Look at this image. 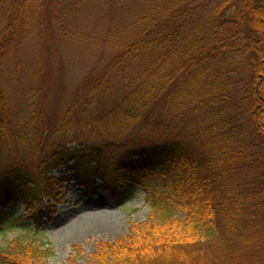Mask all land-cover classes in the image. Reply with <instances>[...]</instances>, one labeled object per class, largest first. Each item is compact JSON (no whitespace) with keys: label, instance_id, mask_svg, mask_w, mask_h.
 Listing matches in <instances>:
<instances>
[{"label":"trees","instance_id":"16d2710c","mask_svg":"<svg viewBox=\"0 0 264 264\" xmlns=\"http://www.w3.org/2000/svg\"><path fill=\"white\" fill-rule=\"evenodd\" d=\"M90 1L143 6L135 20L140 32L122 43L108 67L123 68V97L105 102L102 118L111 128L126 129L158 108L160 120L153 125L175 139L130 152L103 175L105 147H63L64 139L80 141L69 132L72 111L54 127L35 119L19 123L0 92V157L6 148L20 154L0 172L2 223L9 218L15 224L6 205L22 199L38 226L41 199L56 197L50 173L79 172L73 163L91 158L94 176L81 177L82 184L98 179L123 197L140 188L150 213L126 237L99 244L89 264H246L264 240V0H58L67 7ZM38 3L15 0L5 9L0 68L20 17L33 31L41 24L50 28L37 16ZM51 24L58 28L56 20ZM133 60L146 64L130 82L124 74ZM84 89L77 126L92 130L99 98L107 100L109 89L105 82ZM45 147L41 179L30 188L31 163ZM52 255L47 241L17 239L0 250V264H45Z\"/></svg>","mask_w":264,"mask_h":264},{"label":"rangeland","instance_id":"374dc122","mask_svg":"<svg viewBox=\"0 0 264 264\" xmlns=\"http://www.w3.org/2000/svg\"><path fill=\"white\" fill-rule=\"evenodd\" d=\"M12 2L15 0H4V5L0 6V38L7 20L5 9ZM38 4V18L41 22L47 21L50 28L41 24L33 31L25 26L24 17H20L13 27V46L0 68V92L9 103L12 119L19 123L41 120L45 126L54 127L67 112L72 111L69 132L80 136L81 142L74 138L73 141L64 139L69 142L64 143L59 134L55 140H63V147L70 150L78 149L80 143L86 149L97 145L105 147L99 158L103 175L109 174L113 166L130 152L175 139L172 131L167 134L153 125L154 121L160 120L158 108L126 129L111 128L102 118L105 102L114 103L123 97V75L120 72L123 68L111 70L108 67L122 43L140 32L135 20L143 6L90 1L78 7H67L58 0H39ZM52 5L56 7L57 18ZM52 20H56L58 28L52 26ZM23 31L25 33L20 38ZM145 64L133 60L123 74L133 82ZM103 82L108 85L109 97L107 100L104 95L99 98L101 113L96 124L92 130H79L77 117L81 98L86 92L84 88ZM46 154L45 147L39 160L31 163L30 182L26 183L30 188L32 183L39 184L42 169L38 165ZM19 156L16 147L4 149L0 157V172L9 164L20 161ZM91 160L87 158L71 164L79 172L66 174L64 168L51 172L48 177L57 187L56 197L41 199L38 226L27 213L22 199L7 203L6 213L13 215L16 221L11 224L7 218L2 223L0 217V250L17 239L38 245L47 241L53 255L45 260V264H89L99 244L114 243L126 237L132 225L145 221L150 209L140 188L123 197L118 190L116 195L106 191L98 179L92 186L82 184L81 177L88 180L94 176L95 164ZM262 168L264 174V162ZM255 179L253 177L252 181ZM262 181L264 183V175ZM85 216L98 222L90 219L84 225L88 230L80 236L71 235L70 230L83 227L85 221L79 218ZM233 241H237L234 235ZM237 244V249H241L242 246ZM250 254L252 256L247 263L264 264V240L259 251H251ZM243 255L246 259L249 257L246 250Z\"/></svg>","mask_w":264,"mask_h":264},{"label":"bare ground","instance_id":"6f19581e","mask_svg":"<svg viewBox=\"0 0 264 264\" xmlns=\"http://www.w3.org/2000/svg\"><path fill=\"white\" fill-rule=\"evenodd\" d=\"M79 219L84 220L85 223L83 224V227H78L77 226V228L70 230L69 233H72L71 235L80 236V234H82L83 232H85V230H88V228H85L86 226H84V225H87V222H89L90 219H92V222H96L97 221L95 218H91L89 216H85V217H82V218L80 217Z\"/></svg>","mask_w":264,"mask_h":264}]
</instances>
